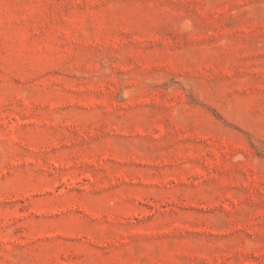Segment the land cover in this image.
Returning a JSON list of instances; mask_svg holds the SVG:
<instances>
[{
    "label": "rangeland",
    "instance_id": "obj_1",
    "mask_svg": "<svg viewBox=\"0 0 264 264\" xmlns=\"http://www.w3.org/2000/svg\"><path fill=\"white\" fill-rule=\"evenodd\" d=\"M0 264H264V0H0Z\"/></svg>",
    "mask_w": 264,
    "mask_h": 264
}]
</instances>
